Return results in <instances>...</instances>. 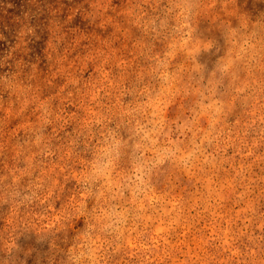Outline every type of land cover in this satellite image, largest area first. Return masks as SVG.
<instances>
[{"label": "rangeland", "instance_id": "374dc122", "mask_svg": "<svg viewBox=\"0 0 264 264\" xmlns=\"http://www.w3.org/2000/svg\"><path fill=\"white\" fill-rule=\"evenodd\" d=\"M0 264H264V0H0Z\"/></svg>", "mask_w": 264, "mask_h": 264}]
</instances>
